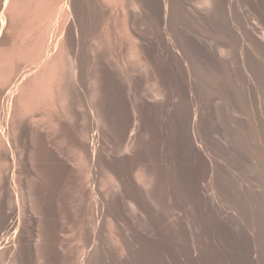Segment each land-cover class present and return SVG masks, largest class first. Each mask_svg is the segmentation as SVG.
Returning a JSON list of instances; mask_svg holds the SVG:
<instances>
[{
	"label": "rangeland",
	"instance_id": "obj_1",
	"mask_svg": "<svg viewBox=\"0 0 264 264\" xmlns=\"http://www.w3.org/2000/svg\"><path fill=\"white\" fill-rule=\"evenodd\" d=\"M161 1L0 0V236L12 234L9 248L0 252V264H264V88L260 89L264 87V0H202L206 6L199 0ZM183 60L187 62L181 64ZM192 112L197 116L188 115ZM197 134L203 135L199 138ZM196 136L201 140L198 145L201 142L213 153L215 174L204 177L206 181L201 177V165L197 166L201 163H197L196 142L192 141ZM196 191L205 195L196 197ZM119 222L127 224L131 237L137 233L133 238L141 250L134 257L122 250ZM208 224L214 229L215 242L206 236ZM84 229L88 234H83ZM92 253L96 254L93 258Z\"/></svg>",
	"mask_w": 264,
	"mask_h": 264
},
{
	"label": "bare ground",
	"instance_id": "obj_2",
	"mask_svg": "<svg viewBox=\"0 0 264 264\" xmlns=\"http://www.w3.org/2000/svg\"><path fill=\"white\" fill-rule=\"evenodd\" d=\"M157 1H158V0H157ZM160 1H161V0H160ZM173 1H174V0H173ZM173 1H171V2H173ZM175 1H176V0H175ZM175 1H174V2H175ZM178 1H179V0H178ZM199 1H202V0H199ZM213 1H214V0H213ZM215 1H216V0H215ZM233 1H234V0H233ZM235 1H236V0H235ZM122 2H123V1H122ZM132 2H133V1H132ZM135 2H136V1H135ZM161 2H162V1H161ZM165 2H166V1H165ZM191 2H192V1H191ZM203 2H204V1H202L201 3H203ZM206 2H208V1H206ZM211 2H212V1H211ZM120 3H121V2H120ZM125 3H127V2L125 1ZM177 3H178V2H177ZM186 3H187V2H186ZM233 3H234V2H233ZM248 3H249V2H248ZM255 3H256V1H255ZM122 4H123L124 7H125V4H124V3H122ZM129 4H130V1H129ZM137 4H138V2H137L135 5H137ZM140 4H142V3H140ZM157 4H158V2H157ZM168 4H169V3H168ZM168 4H167V5H168ZM171 4H172V3H171ZM190 4H191V3H190ZM196 4H197V3H196ZM227 4H228V2H227ZM234 4H235V3H234ZM256 4H257V3H256ZM130 5H131V4H130ZM133 5H134V4H133ZM160 5H162V4H160ZM173 5H174V4H173ZM173 5H171V6H173ZM181 5H182V3H181ZM204 5H205V2H204ZM259 5H260V4H259ZM68 6H69V5H68ZM126 6H127V5H126ZM168 6H170V5H168ZM175 6H177V5L175 4ZM175 6H174V7H175ZM192 6H193V5H192ZM196 6H197V5H196ZM198 6H199V5H198ZM200 6H201V5H200ZM205 6H206V5H205ZM207 6H208V5H207ZM209 6H210V4H209ZM225 6H226V5H225ZM246 6H247V4H246ZM262 6H263V5H262ZM119 7H120V6H119ZM124 7H123V8H124ZM127 7H128V6H127ZM127 7H125V8H127ZM186 7H187V6H186ZM202 7H203V6H202ZM211 7H212V6H211ZM211 7H210V8H211ZM213 7H214V4H213ZM235 7H236V6H235ZM242 7H243V5H242ZM256 7H258V6H256ZM263 7H264V6H263ZM68 8H69V7H68ZM129 8H131V7L129 6ZM129 8H128V9H129ZM133 8H134V7H133ZM133 8H132V9H133ZM135 8H136V7H135ZM137 8H139V7H137ZM161 8H163V7H161ZM169 8H170V7H169ZM183 8H184V7H183ZM188 8H189V7H188ZM193 8H195V7H193ZM196 8H198V7H196ZM247 8H248V7H247ZM163 9H164V8H163ZM167 9H168V8H167ZM175 9H177V8H175ZM175 9H174V12H175ZM178 9H179V8H178ZM180 9H181V8H180ZM215 9H216V8H215ZM261 9H262V8H261ZM263 9H264V8H263ZM121 10H122V9L120 8L119 11L122 12ZM130 10H131V9H130ZM130 10H129V11H130ZM165 10H166V8H165ZM183 10H184V9H183ZM183 10H182V11H183ZM199 10H201V9H199ZM210 10H211V9H210ZM216 10H217V9H216ZM240 10H241V9H240ZM126 11H127V10H126ZM136 11H138V10H135V12H136ZM162 11H163V10H162ZM167 11H168V10H167ZM167 11H166V12H167ZM178 11H179V10H178ZM180 11H181V10H180ZM194 11H195V10H194ZM204 11H205V10H204ZM256 11H257V10H256ZM132 12H133V11H132ZM205 12L207 13V10H206ZM208 12H209V11H208ZM211 12H212V11H211ZM211 12H210V13H211ZM215 12H216V11H215ZM263 12H264V11H263ZM263 12H262V13H263ZM122 13H123V16H125V15H124V12H122ZM133 13H134V12H133ZM171 13H172V12H171ZM176 13H177V12H176ZM184 13H185V12H183V14H184ZM190 13H191V12H190ZM253 13H254V12H253ZM255 13H256V12H255ZM158 14H160V13H158ZM166 14H167V13H166ZM173 14H174V13H173ZM127 15H128V12H127ZM186 15H187V13H186ZM204 15H205V14H204ZM211 15H212V14H211ZM213 15H214V14H213ZM257 15H258V14H257ZM130 16H131V15H130ZM166 16H167V15H166ZM166 16H165V17H166ZM179 16H180V15H179ZM181 16H182V15H181ZM201 16H202V15H201ZM207 16H208V15H207ZM255 16H256V15H255ZM258 16H259V15H258ZM125 17H126V18H129V16H125ZM161 17H162V14H161ZM168 17H169V16H168ZM173 17H174V16H173ZM173 17H172V18H173ZM185 17H186V16H185ZM194 17H195V16H194ZM203 17H204V16H203ZM209 17H210V16H209ZM131 18H132V17H131ZM179 18H180V17H179ZM181 18H182V17H181ZM204 18H205V17H204ZM206 18H207V17H206ZM215 18H216V17H215ZM255 18H256V17H255ZM255 18H254V19H255ZM260 18H261V17H260ZM182 19H183V18H182ZM194 19H195V18H194ZM223 19H224V18H223ZM128 20H129V19H128ZM133 20H135V19L133 18ZM166 20H167V19H166ZM175 20H177V19H175ZM189 20H190V19H189ZM206 20H207V19H206ZM219 20H220V19H219ZM260 20H262V19H260ZM172 21H174V20L172 19ZM191 21H192V20H191ZM210 21H211V19H210ZM223 21H224V20H223ZM128 22H129V21H128ZM160 22H162V21L160 20ZM205 22H206V21H205ZM214 22H215V21H214ZM227 22H228V20H227ZM129 23H130V22H129ZM131 23H133V22H131ZM166 23H167V22H166ZM177 23H179V22H177ZM197 23H198V22H197ZM208 23H210V22H207V25H208ZM215 23H216V22H215ZM220 23H221V21H220ZM258 23H259V22H258ZM260 23H263V22H260ZM2 24H3V21H2V23H1V25H2ZM133 24H134V23H133ZM183 24H184V23H183ZM195 24H196V22H195ZM198 24H199V23H198ZM198 24H197V25H198ZM211 24H212V22H211ZM169 25H170V24H169ZM200 25H201V24H200ZM213 25L215 26V24H213ZM216 25H218V24L216 23ZM224 25H226V24H224ZM224 25H223V26H224ZM255 25H256V24H255ZM201 26H203V25H201ZM223 26H222V27H223ZM231 26H232V25H231ZM259 26H260V25H259ZM166 27H167V26H166ZM194 27H195V26H194ZM212 27H213V26H212ZM215 27H216V26H215ZM224 27H225V26H224ZM229 27H230V25H229ZM159 28H160V27H159ZM199 28H201V27L199 26ZM208 28H209V27H208ZM208 28H207L206 32L208 31ZM219 28H220V26H219ZM177 29H178V28H177ZM212 29H213V28H212ZM217 29H218V27H217ZM217 29H216V30H217ZM225 29H227V31H230V30H228V27H227V28L225 27ZM165 30H166V29H165ZM168 30H169V29H168ZM181 30H182V29H181ZM210 30H211V29H210ZM214 30H215V29H214ZM218 30H219V29H218ZM220 31H222V30H220ZM231 31H232V28H231ZM167 32H168V31H167ZM183 32H184V31H183ZM202 32H203V30H202ZM208 32H209V31H208ZM211 32H212V31H211ZM223 32H225V31H223ZM263 32H264V31H263ZM209 33H210V32H209ZM209 33H208V34H209ZM212 33H213V32H212ZM215 33H217V32H215ZM228 33H229V32H228ZM167 34H168V33H167ZM191 34H192V33H191ZM202 34H203V33H202ZM217 34H219V33H217ZM223 34H226V33H223ZM233 34H234V37H235V36H236L235 33H233ZM263 34H264V33H263ZM172 35H173V33H172ZM172 35H171V36H172ZM174 35H175V34H174ZM203 35H204V34H203ZM220 35H221V34H220ZM230 35H231V34H230ZM230 35H228V36H230ZM253 35H254V34H253ZM171 36H170V37H171ZM175 36H176V35H175ZM213 36L216 37L217 35H213ZM218 36H219V35H218ZM218 36H217V38H218ZM223 36H224V35H223ZM228 36H227V37H228ZM190 37H191V36H190ZM204 37H205V35H204ZM208 37H210V36H208ZM221 37H222V36H221ZM227 37H225V41H227V39H226ZM231 37H233V36H231ZM252 37H253V36H252ZM171 38H172V37H171ZM187 38H188V37H187ZM192 38H193V37H192ZM200 38H203V37H200ZM223 38H224V37H223ZM229 38H230V37H229ZM229 38H228V39H229ZM253 38H254V37H253ZM262 38H264V37H262ZM219 39L223 40L222 38H219ZM231 39H233V38H231ZM198 40H199V39H198ZM204 40H206V39H204ZM243 40H244V39H243ZM173 41H174V39H173ZM196 41H197V40H196ZM216 41H217V39H216ZM225 41H224V42H225ZM232 41H233V40H232ZM240 41H241V40H240ZM170 42H171V41H170ZM191 42H192V41H191ZM194 42H195V40H194ZM203 42H204V44H205V41H202V43H203ZM234 42H237V41H234ZM241 42H242V41H241ZM245 42H246V41H245ZM249 42H250V41H249ZM188 43H189V42H188ZM200 43H201V42H200ZM206 43H207V41H206ZM208 43H211V42H208ZM218 43H219V42H218ZM226 43H227V42H226ZM250 43H251V42H250ZM214 44H216V43L213 42V45H214ZM219 44H220V43H219ZM228 44H229V42H228ZM233 44H234V43H233ZM238 44H239V42H238ZM241 44H242V43H241ZM198 45H199V44H198ZM224 45H225V44H223V46H224ZM229 45H230V44H229ZM244 45H245V44H244ZM244 45H243V46H244ZM254 45H255V44H254ZM165 46H166V45H165ZM215 46H216V45H215ZM221 46H222V45H221ZM233 46H234V45H233ZM182 47H183V46H182ZM190 47H191V46H190ZM192 47H193V46H192ZM225 47H228V45L225 46ZM245 47H246V46H245ZM252 47H253V46H252ZM256 47H257V46H256ZM174 48H175V47H174ZM174 48H173V49H174ZM176 48H177V47H176ZM203 48H204V47H203ZM208 48H209V47H208ZM216 48L218 49V46H217ZM222 48H223V47H222ZM240 48H242V47H240ZM240 48H239V46H238L237 50L239 49L238 51H240ZM247 48H248V47H247ZM205 49H206V47H205ZM140 50H141V49H140ZM193 50H194V49H193ZM195 50H196V49H195ZM221 50H222V49H221ZM230 50H231V49H230ZM248 50H250V49H248ZM168 51H169V50H168ZM217 51H218V50H217ZM219 51H220V50H219ZM176 52H178V51H176ZM181 52H182V51H181ZM223 52H224V49H223ZM251 52H252V51H251ZM263 52H264V51H263ZM138 53H139V52L137 51V54H138ZM149 53H150V52H149ZM190 53H191V52H190ZM199 53H200V52H199ZM237 53H238V52H237ZM241 53H242V52H241ZM241 53H240V55H241ZM248 53H249V51L247 52V54H248ZM176 54L178 55L179 53H176ZM176 54H175L174 56H176ZM205 54H206V53H205ZM220 54H221V53H220ZM243 54H244V52H243ZM250 54H251V53H250ZM257 54H258V53H257ZM143 55H144V54H143ZM180 55H181V54H179V56H180ZM192 55H193V54H192ZM197 55H199V54H197ZM197 55H195V56H197ZM234 55H235V54H234ZM236 55H237V54H236ZM238 55H239V53H238ZM240 55H239V56H240ZM136 56H137V55H136ZM179 56H178V57H179ZM204 56H206V55H204ZM211 56H212V55H211ZM221 56H222V54H221ZM245 56H246V53H245ZM249 56H251V55H249ZM258 56H259V55H258ZM171 57H172V56H171ZM192 57H193V56H192ZM201 57H202V56H201ZM208 57H210V56H208ZM213 57H214V56H213ZM223 57H224V56H223ZM228 57H229V56H228ZM234 57H235V56H234ZM246 57H247V56H246ZM256 57H257V56H256ZM256 57H255V59H256ZM147 58H148V57H147ZM172 58H173V57H172ZM183 58H184V57H183ZM197 58H198V57H197ZM197 58H196V59H197ZM216 58H217V57H216ZM220 58H221V57H219V60H220ZM224 58H225V57H224ZM243 58H244V56H243ZM252 58H253V57H252ZM257 58H258V57H257ZM262 58L264 59L263 55H262ZM141 59H142V58H141ZM192 59H193V58H192ZM199 59H200V58H199ZM231 59H232V58H231ZM249 59H250V58H248V60H249ZM259 59H261V57H260ZM263 59H262V60H263ZM138 60H139V59H138ZM167 60H168V59H167ZM200 60H201V59H200ZM200 60H199V61H200ZM206 60H208V59H206ZM221 60H222V59H221ZM237 60H238V59H237ZM239 60H240V59H239ZM245 60H246V59H245ZM251 60H252V59H251ZM253 60H254V59H253ZM256 60H257V59H256ZM262 60H261V61H262ZM146 61H147V60H146ZM184 61H185V60H183V63H181V64H184ZM193 61H194V59H193ZM197 61H198V59L196 60V62H197ZM211 61H212V60H211ZM223 61H224V60H223ZM228 61H229V60H228ZM230 61H231V60H230ZM240 61H241V60H240ZM246 61H247V60H246ZM261 61H259V62H261ZM185 62H187V60H186ZM207 62H209V61H207ZM238 62H239V61H238ZM241 62H242V61H241ZM249 62H250V61H249ZM188 63H189V62H188ZM204 63H205V60H204ZM216 63H217V62H216ZM223 63H224V62H223ZM228 63H229V62H228ZM243 63L245 64L244 61H243ZM250 63H251V62H250ZM262 63H263V61H262ZM138 64H139V63H138ZM194 64H195V62H194ZM207 64H208V63H207ZM209 64H210V63H209ZM218 64H220V63L218 62ZM241 64H242V63H241ZM247 64H248V62H247ZM146 65H147V64H146ZM202 65H203V64H202ZM202 65H201V66H202ZM139 66H140V64H139ZM149 66H150V65H149ZM185 66H187V65H185ZM189 66L191 67V65H189ZM189 66H188V67H189ZM192 66H193V65H192ZM197 66H198V65H197ZM201 66H200V68H201ZM208 66H209V65H208ZM216 66H217V65H216ZM223 66H224V64H223ZM249 66H251V65H249ZM249 66H248V67H249ZM253 66H255V65H253ZM259 66H261V65H259ZM178 67H179V66H178ZM202 67H203V66H202ZM209 67H210V66H209ZM213 67H214V66H213ZM217 67H218V66H217ZM245 67H246V66H245ZM183 68H184V67H183ZM185 68H186V67H185ZM191 68H192V67H191ZM191 68H190V69H191ZM193 68H194V67H193ZM203 68H204V67H203ZM228 68H229V66H228ZM250 68H252V66H251ZM144 69H145V68H144ZM172 69H173V68H172ZM175 69H176V68H175ZM187 69H188V68H187ZM194 69H195V68H194ZM194 69H193V71H194ZM221 69H223V68H221ZM247 69H248V68H247ZM147 70H148V69H147ZM185 70H186V69H185ZM185 70H184V71H185ZM205 70H206V69H205ZM208 70H210V69H208ZM217 70L219 71V69H216L215 71H217ZM226 70H227V69H226ZM261 70H262V69H261ZM142 71H143V70H142ZM142 71H141V72H142ZM149 71H150V70H149ZM172 71H173V70H172ZM203 71H204V70H203ZM231 71H234V70H231ZM240 71H241V69H240ZM185 72H186V71H185ZM188 72L190 73L191 71H188ZM201 72H202V71H201ZM211 72H212V71H211ZM211 72H210V73H211ZM226 72H227V71H226ZM226 72H225V74H226ZM236 72H239V71L236 70ZM259 72H260V71H259ZM134 73H136V72H134ZM189 73H188V74H189ZM194 73H197V72H194ZM202 73H204V72H202ZM202 73H201V76H202ZM207 73H208V72H206V74H207ZM223 73H224V72H223ZM247 73H248V72H247ZM254 73H255L254 75L257 74L256 72H254ZM151 74H152V72H151ZM190 74H191V73H190ZM190 74H189V75H190ZM212 74H213V73H212ZM212 74H211V75H212ZM229 74H230V72H229ZM229 74H228V76H229ZM232 74H233V73H232ZM235 74H236V73H235ZM240 74H241V73H240ZM243 74H244V73H243ZM250 74H253V71H252V73H250ZM261 74H262V72H261ZM152 75H153V74H152ZM184 75H185V74H184ZM191 75H193V74H191ZM194 75H195V74H194ZM194 75H193V76H194ZM217 75H219V74L217 73ZM217 75H216V76H217ZM230 75H231V74H230ZM254 75H253V77H255ZM179 76H180V75H179ZM182 76H183V75H182ZM212 76L214 77V75H212ZM221 76H222V75H221ZM224 76H225V75H224ZM235 76H236V75H235ZM246 76H247V75H246ZM256 76L259 77V75H256ZM262 76H263V75H262ZM149 77H150V76H149ZM174 77H175V76H174ZM190 77H191V76H190ZM203 77H204V76H203ZM205 77H207V75H206ZM238 77H240V76L238 75ZM217 78H218V77H217ZM221 78H222V77H221ZM226 78H227V77H226ZM235 78H236V77H235ZM243 78H244V76H243ZM255 78H256V77H255ZM23 79H24V78H23ZM186 79H187V78H186ZM207 79H208V78H207ZM211 79H212V78H211ZM238 79H240V78H238ZM135 80H136V79H135ZM135 80H134V81H135ZM140 80H141V79H140ZM152 80H153V79H152ZM156 80H157V79H156ZM180 80H181V79H180ZM227 80H228V79H227ZM231 80H232V79H231ZM234 80H235V79H234ZM257 80H259V79H257ZM260 80H261V79H260ZM195 81H196V80H195ZM195 81H194V82H195ZM206 81H208V80H206ZM263 82H264V81H263ZM263 82L260 81V83H262V84H263ZM131 83H132V81H131ZM133 83H134V82H133ZM138 83H139V82H138ZM147 83H149V82H147ZM153 83H154V82H153ZM191 83H192V82H191ZM205 83H206V82H205ZM256 83H257V82H256ZM22 84H23V83H22ZM135 84H136V82H135ZM142 84H143V83H142ZM157 84H158V83H157ZM227 84H228V82H227ZM231 84L233 85V83H231ZM138 85H139V84H138ZM140 85H141V84H140ZM158 85H159V84H158ZM161 85H162V84H161ZM163 85H164V84H163ZM191 85H193V84H191ZM195 85H196V84H195ZM211 85H212V84H211ZM14 86H15V85H14ZM14 86H13V87H14ZM130 86H132V85H130ZM136 86H137V85H136ZM164 86H165V85H164ZM201 86H202V85H201ZM201 86H200V87H201ZM204 86H205V85H204ZM207 86H208V85H207ZM212 86H213V85H212ZM212 86H210V87H212ZM214 86H215V85H214ZM226 86H227V85H226ZM229 86H230V85H229ZM259 86H260V85H259ZM263 86H264V84H263ZM59 87H60V89H61L62 86L60 85ZM132 87H134V86H132ZM142 87H143V86H142ZM165 87H166V86H165ZM205 87H206V86H205ZM205 87H203V88H205ZM255 87H256V86H255ZM134 88H135V87H134ZM134 88H133V89H134ZM143 88H144V87H143ZM156 88H158V87H156ZM169 88H170V87H169ZM213 88H214V87H213ZM213 88H212V89H213ZM263 88H264V87H261V86H260V89H263ZM140 89H141V88H140ZM145 89H146V88H145ZM167 89H168V88H167ZM212 89H210V90H212ZM227 89H228V88H227ZM12 90H13V89H12ZM154 90H155V89H153V91H154ZM156 90H157V89H156ZM159 90H160V89H159ZM175 90H176V89H175ZM175 90H174V91H175ZM184 90H185V89H184ZM187 90H189V89H187ZM198 90H199V89H197V91H198ZM205 90H207V87H206ZM228 90H229V89H228ZM61 91H62V89H61ZM63 91H64V90H63ZM63 91H62V92H63ZM134 91H135V90H134ZM224 91H225V90H224ZM10 92H11V91H10ZM66 92H67V91H66ZM148 92H149V91H148ZM148 92H147V93H148ZM172 92H173V91H172ZM180 92H181V91H180ZM195 92H196V91H195ZM195 92H194V94H195ZM209 92H210V91H209ZM255 92H256V91H255ZM260 92H261V91H260ZM11 93H12V92H11ZM63 93H64V92H63ZM63 93H60V94H63ZM69 93H70V92H69ZM88 93H89V92H88ZM137 93H138V92H137ZM137 93H136V94H137ZM149 93H150V92H149ZM149 93H148V94H149ZM157 93H158V92H157ZM169 93H170V92H169ZM177 93H178V92H177ZM190 93H192V92H190ZM198 93H199V92H198ZM198 93H197V95H198ZM207 93H208V92H207ZM60 94H59V95H60ZM66 94H67V93H66ZM152 94H153V92H152ZM160 94H162V93H160ZM163 94H164V93H163ZM179 94H180V93H179ZM192 94H193V93H192ZM199 94H200V93H199ZM263 94H264V93H263ZM90 95H91V94H90ZM154 95H155V93H154ZM156 95H157V94H156ZM156 95H155V97H156V99H158L157 96H159V94H158L157 96H156ZM164 95H165V94H164ZM169 95H170V94H169ZM182 95H183V94H182ZM201 95H202V94H201ZM258 95H259V94H258ZM92 96H93V95H92ZM160 96H161V95H160ZM162 96H163V95H162ZM167 96H168V95H167ZM175 96H176V95H175ZM189 96L191 97V95H189ZM255 96H257V95H255ZM61 97H64V96H60V98H61ZM66 97H67V96H66ZM66 97H65V98H66ZM68 97H69V96H68ZM71 97H72V96H71ZM145 97H146V96H145ZM168 97H169V96H168ZM168 97H167V99H168ZM195 97H197V96L195 95ZM195 97H192V98H195ZM200 97H201V96H200ZM259 97H260V96H259ZM10 98H11V97H10ZM60 98H59V99H60ZM65 98H64V99H65ZM91 98H92V97H91ZM140 98H141V97H140ZM159 98H160V97H159ZM164 98H165V97H164ZM164 98H162V99L165 100ZM170 98H171V97H170ZM263 98H264V96H263ZM154 99H155V98H154ZM181 99H182V97H181ZM185 99H186V98H185ZM195 99H197V98H195ZM200 99H201V98H200ZM225 99H226V98H225ZM225 99H224V100H225ZM229 99H230V98H229ZM241 99H242V98H241ZM247 99H248V98H247ZM247 99L245 98L246 101H247ZM253 99H254V98H253ZM130 100H131V99H130ZM158 100H159V99H158ZM163 100H162V101H163ZM168 100H169V99H168ZM170 100H172V99H170ZM178 100H179V99H178ZM224 100H223V101H224ZM242 100H243V99H242ZM245 100H244V103L246 102ZM256 100H257V98H256ZM13 101H14V100H13ZM58 101H59V100H58ZM144 101H145V100H144ZM151 101H152V100H151ZM187 101H188V100H187ZM248 101H249V100H248ZM248 101H247V102H248ZM140 102H141V101H140ZM167 102H168V101H167ZM167 102H166V103H167ZM180 102H181V101H180ZM191 102H193V101H191ZM260 102H261V101H260ZM67 103H68V102H67ZM143 103H144V102H143ZM148 103H149V102H148ZM148 103H147V104H148ZM181 103H182V102H181ZM186 103H187V102H186ZM199 103H201V102H199ZM199 103H198V104H199ZM223 103H224V102H223ZM231 103H232V101H231ZM231 103H230V104H231ZM249 103H250V101H249ZM252 103H253V102H252ZM254 103H255V102H254ZM263 103H264V102H263ZM135 104H136V103H135ZM141 104H142V103H141ZM159 104H161V103H159ZM164 104H165V103H164ZM172 104H173V103H172ZM195 104H196V103H195ZM246 104H247V103H246ZM250 104H251V103H250ZM250 104H249V105H250ZM68 105H69V104H68ZM72 105H73V104H72ZM149 105H150V104H149ZM186 105H187V104H186ZM225 105H226V104H225ZM259 105H260V104H259ZM259 105H258V106H259ZM130 106H131V105H130ZM152 106H153V105H152ZM152 106H151V107H152ZM165 106H166V105H165ZM174 106H175V105H174ZM174 106H173V107H174ZM187 106H188V105H187ZM190 106H191V105H190ZM226 106H227V105H226ZM243 106H244V105H243ZM258 106H257V107H258ZM94 107H95V106H94ZM97 107H98V106H97ZM128 107H129V106H128ZM131 107H132V106H131ZM136 107H137V106H136ZM140 107H141V106H140ZM143 107H144V106H143ZM159 107H160V106H159ZM168 107H169V106H168ZM183 107H184V106H183ZM224 107H225V106H224ZM224 107H223V108H224ZM230 107H232V108H230V109H231L230 111H232V110H233V103L231 104ZM248 107H249V106H248ZM251 107H252V106H251ZM144 108H145V107H144ZM146 108H148V107H146ZM146 108H145V109H146ZM155 108H156V107H155ZM177 108H178V107H177ZM184 108H185V107H184ZM245 108H246V107H245ZM252 108H253V107H252ZM252 108H251V109H252ZM259 108H260V107H259ZM138 109H139V108H138ZM138 109H137V110H138ZM151 109H152V108H151ZM163 109H164V108H163ZM163 109H162V110H163ZM165 109H166V108H165ZM165 109H164V110H165ZM179 109H181V108H179ZM185 109H186V108H185ZM190 109H191V108H190ZM200 109H201V108H200ZM256 109H257V108H256ZM91 110H92V108H91ZM93 110H95V108H94ZM98 110H99V109H98ZM130 110H131V109H130ZM147 110H148V109H147ZM181 110H182V109H181ZM183 110H184V109H183ZM195 110H196V109H195ZM195 110H194V111H195ZM223 110L226 111L227 109H226V110L223 109ZM101 111H102V110H101ZM149 111H150V110H149ZM149 111H148V112H149ZM172 111H174V110L172 109ZM185 111H186V110H185ZM228 111H229V110H228ZM249 111H251V110H249ZM102 112H103V111H102ZM102 112H99V113H102ZM134 112H135V111H134ZM141 112H142V111H141ZM152 112H154V111H152ZM176 112H178V111H176ZM197 112H198V111H197ZM200 112H201V111H200ZM251 112H253V110H252ZM251 112H250V113H251ZM97 113H98V112H97ZM103 113H104V112H103ZM103 113H102V115H103ZM162 113H163V112H162ZM162 113H161V114H162ZM171 113H172V112H171ZM183 113H185V112L183 111ZM195 113H196V112H195ZM232 113H233V112H232ZM253 113L255 114L256 112H253ZM257 113H258V112H257ZM257 113H256V114H257ZM104 114H105V113H104ZM157 114H158V113H157ZM159 114H160V113H159ZM165 114H166V113H165ZM175 114H176V113H175ZM175 114H174V115H175ZM190 114L192 115V114H194V112L189 113L188 115H190ZM226 114H227V113H226ZM226 114H225V116H226ZM129 115H130V114H129ZM140 115H141V114H140ZM140 115H139V116H140ZM167 115H168V114H167ZM171 115H172V114H171ZM171 115H170V116H171ZM179 115H180V114H179ZM185 115H186V114H185ZM194 115H195V114H194ZM194 115H193V116H194ZM200 115H201V114H200ZM222 115H224V113H223ZM227 115H229V114H227ZM248 115H251V114H248ZM104 116H105V115H104ZM135 116H136V115H135ZM183 116H184V114H183ZM195 116H197V115H195ZM202 116H203V114H202ZM232 116H233V115H232ZM252 116H253V115H252ZM129 117H130V116H129ZM143 117H144V116H143ZM143 117H142V118H143ZM150 117H151V115H150ZM152 117H154V116H152ZM161 117H162V116H161ZM173 117H174V116H173ZM229 117H230V116H229ZM253 117H255V116H253ZM256 117H258V115H257ZM175 118H178V117H175ZM195 118H196V117H195ZM197 118H198V117H197ZM200 118H201V117H200ZM202 118H203V117H202ZM227 118H228V117H227ZM100 119H101V118H100ZM100 119H99V120H100ZM143 119H144V118H143ZM150 119H151V118H150ZM162 119H163V118H162ZM187 119H188V118H187ZM189 119H190V116H189ZM191 119H193V118H191ZM231 119H233V117H232ZM250 119L254 121L255 118H254V119H253V118H250ZM97 120H98V119H97ZM136 120H137V119H136ZM171 120H172V119H171ZM173 120H174V119H173ZM180 120H182V119H180ZM180 120H179V121H180ZM257 120H258V119H257ZM257 120H256V121H257ZM140 121H141V120H140ZM161 121H162V120H161ZM191 121L193 122L194 120H191ZM199 121H200V120L198 119V122H199ZM224 121L226 122V120H224ZM165 122H166V121H165ZM167 122H168V121H167ZM169 122H170V121H169ZM189 122H190V121H189ZM198 122H196V123H198ZM254 122H255V121H254ZM136 123H137V122H136ZM140 123H141V122H139V125H140ZM143 123H144V122H143ZM182 123H183V122H182ZM194 123H195V122H194ZM196 123H195V125H196ZM199 123H200V122H199ZM206 123H209V122H206ZM137 124H138V123H137ZM137 124H136V125H137ZM146 124H148V123H146ZM176 124H177V123H176ZM184 124H185V123H184ZM192 124H193V123H192ZM142 125H143V124H142ZM151 125H152V124H151ZM151 125H148V126H151ZM166 125H167V124H166ZM185 125H188V124L186 123ZM189 125H190V124H189ZM198 125H199V124H198ZM198 125H197V126H198ZM201 125H202V124H201ZM226 125H227V123H226ZM256 125H257V124H256ZM259 125H260V124H259ZM137 126H138V125H137ZM144 126H145V124H144ZM164 126H165V125H164ZM176 126H177V125H176ZM197 126H196V127H197ZM228 126H230V125H228ZM228 126H226V127H228ZM138 127H139V126H138ZM145 127H146V126H145ZM187 127H188V126H187ZM192 127H193V126L190 127V128H191L190 131L192 130ZM194 127H195V126H194ZM207 127H208V126H207ZM149 128H150V127H149ZM181 128H182V127H181ZM183 128H184V125H183ZM185 128H186V126H185ZM188 128H189V127H188ZM209 128H210V127H209ZM213 128H214V126H213ZM135 129H136V128H135ZM140 129H141V128H140ZM143 129H144V128H143ZM196 129H197V128H196ZM196 129H195V130H196ZM200 129H201V128H200ZM226 129H227V128H226ZM132 130H133V129H132ZM183 130L185 131V129H183ZM140 131H141V130H140ZM144 131H145V130H144ZM122 132H123V131H122ZM136 132H138V131H136ZM185 132H186V131H185ZM188 132H189V131H188ZM191 132H192V131H191ZM191 132H189V133L191 134ZM194 132H195V131H194ZM197 132H200V131H197ZM197 132H195V134H196ZM223 132H225V131H223ZM227 132H229V131L227 130ZM151 133H152V132H151ZM151 133H150V134H151ZM201 133H203V132H201ZM209 133H210V132H209ZM123 134H124V133H123ZM133 134H134V133H133ZM190 134H189V135H190ZM193 134H194V133H193ZM193 134H192V136L194 137L195 134H194V135H193ZM211 134H212V133H211ZM213 134H214V133H213ZM222 134H223V133H222ZM189 135H188V136H189ZM197 135H198V134H197ZM200 135H203V134H200ZM200 135H198V137H199ZM127 136H129V135H127ZM131 136H132V135H131ZM131 136H130V138H131ZM188 136H187V137H188ZM190 136H191V135H190ZM192 136H191V138H192ZM205 136H206V134H205ZM124 137H126V136H124ZM138 137H139V136H138ZM185 137H186V136H185ZM201 137H204V136H201ZM215 137H216V136H215ZM222 137H223V136H222ZM228 137H229V136H228ZM189 138H190V137H189ZM191 138H190L189 140H191ZM199 138H200V137H199ZM199 138H197V136H196V139H195V140H192V141L196 142V147H195V148H196V152L194 151L195 149H193V155H194V152H195V153H197V155H198V157H199V160H200V161H199L198 159H196V158H195V159H196V161L198 160L197 163H198V162L201 163V164H197V166H200V165H201V167H202V169H201V171L203 170V173L201 174V177H202V175H203L202 179H203L204 177H205L206 179H208V178H210V177L212 176V173L214 172L213 170H215V169H213V167H212V166H213L212 164H214V163L212 162V161H213V160H212V154H213V153L211 154L209 150H206L207 147L204 149V148L202 147V145H200L201 142H200L199 145H198V142L201 141V140H199ZM208 138H211V137H208ZM216 138H217V137H216ZM95 139H96V138H95ZM122 139H123V138H122ZM122 139H120V140H122ZM193 139H194V138H193ZM201 139H203V138H201ZM120 140H119V141H120ZM189 140H188V141H189ZM206 140L208 141L209 139H206ZM212 140H213V139H212ZM221 140H223V139H221ZM221 140H220V141H221ZM227 140H228V139H227ZM124 141H125V140H124ZM130 141H131V139H130ZM134 141H135V140H134ZM134 141L132 140V142H134ZM215 141H217V140H215ZM215 141H214V142H215ZM120 142H122V141H120ZM208 142H209V141H208ZM208 142H207V143H208ZM212 142H213V141H212ZM212 142H211V140H210V144H211ZM224 142H225V140H224ZM128 143H130V142H128ZM138 143H139V142H138ZM140 143H141V142H140ZM222 143H223V142H222ZM222 143L220 144V146L222 145ZM225 143H226V142H225ZM225 143H224V145H227V144H225ZM227 143H228V141H227ZM118 144H120V143H118ZM124 144H125V143H124ZM215 144H216V143H215ZM217 144H218V142H217ZM130 145H131V144H130ZM130 145H128V146H130ZM136 145H138V144H136ZM139 145H140V144H139ZM188 145H189V143H188ZM190 145H191V143H190ZM190 145H189V146H190ZM208 145H209V144H208ZM228 145H229V144H228ZM40 146H41V145H40ZM43 146H45V145H43ZM117 146H118V145H117ZM117 146H116V147H117ZM125 146H127V145H125ZM132 146H133V145H132ZM189 146H188V147H189ZM192 146H193V145H192ZM204 146H207V144L204 145ZM210 146H211V148H213V146H215V145H213V146L210 145ZM186 147H187V146H186ZM190 147H191V146H190ZM193 147H194V146H193ZM123 148H124V147H123ZM136 148H137V146H136ZM211 148H209V149L211 150ZM217 148H219V147H217ZM222 148H223V147H222ZM222 148H220V149L222 150ZM224 148H225V147H224ZM42 149H43V147H42ZM95 149H96V148H95ZM132 149H133V148H132ZM207 149H208V148H207ZM43 150H44V149H43ZM129 150H130V149H129ZM139 150H140V149H139ZM189 150L191 151V149H189ZM225 150H226V148H225ZM114 151H115V150H114ZM116 151H117V150H116ZM142 151H143V150H142ZM213 151H215V147H214V150H213ZM43 152H44V151H43ZM127 152H128V151H127ZM129 152H130V151H129ZM215 152H216V151H215ZM261 152H262V151H261ZM93 153H94V152H93ZM118 153H119V152H118ZM124 153H125V152H124ZM137 153H138V151H137ZM220 153H221V152H220ZM224 153H225V152H224ZM110 154H111V153H110ZM126 154H127V153H126ZM130 154H131V153H130ZM132 154H133V153H132ZM261 154H262V153H261ZM93 155H94V154H93ZM193 155H191V157H192ZM217 155H218V154H217ZM113 156H114V155H113ZM195 156H196V155H195ZM195 156H194V157H195ZM221 156H222V155H221ZM126 157H127V156H126ZM126 157H125V158H126ZM138 157H139V155H138ZM198 157H197V158H198ZM213 157H214V156H213ZM114 158H115V157H114ZM128 158H129V157H127V159H128ZM143 158H145V157H143ZM217 158H218V157H217ZM122 159H123V158H122ZM127 159H126V160H127ZM129 159H130V158H129ZM132 159H133V158H132ZM140 159H141V158H140ZM140 159H138V160H140ZM215 159H216V158H215ZM193 160H194V159H193ZM116 161H117V160H116ZM131 161H132V160H131ZM131 161H130V163H131ZM214 161H215V160H214ZM223 161H224V160H223ZM225 161H227V160H225ZM121 162H123V161H121ZM124 162H125V161H124ZM134 162H135V161H134ZM138 162H139V161H138ZM127 163H128V162H127ZM132 163H133V162H132ZM194 163H195V162H194ZM216 163H217V162H216ZM121 164H122V163H121ZM142 164H143V163H141V165H142ZM144 164H145V163H144ZM115 165H116V164H115ZM119 165H120V164H119ZM124 165H125V164H124ZM131 165H132V164H131ZM138 165H139V164H138ZM215 165H216V164H215ZM215 165H214V166H215ZM229 165H230V164H229ZM125 166H126V165H125ZM224 166H225V165H224ZM111 167H112V166H111ZM117 167H118V166H117ZM135 167H136V166H135ZM140 167H141V166H140ZM140 167H139V169H140ZM222 167H223V166H222ZM108 168H109V167H108ZM108 168H107V169H108ZM119 168H120V167H119ZM143 168H144V167H143ZM196 168H197V167H196ZM224 168H225V167H224ZM227 168H228V167H227ZM104 169H106V167H105ZM109 169H110V168H109ZM109 169H108V170H109ZM144 169H145V168H144ZM198 169H199V168H197V170H198ZM110 170H111V169H110ZM199 170H200V169H199ZM222 170H223V169H222ZM225 170H226V169H225ZM122 171H123V169H122ZM126 171H128V170H126ZM143 171H144V170L142 169L141 172L143 173ZM201 171H200V172H201ZM46 172H47V171H46ZM109 172H110V171H109ZM115 172H116V170H115ZM117 172H119V171H117ZM117 172H116V173H117ZM146 172H147V171H146ZM196 172H198V171H196ZM111 173H112V172H111ZM123 173H124V172H122V174H123ZM128 173H129V172H128ZM148 173H149V172H148ZM150 173H151V172H150ZM226 173H228V172H226ZM119 174H120V173H119ZM124 174H125V173H124ZM124 174H123V175H124ZM131 174H132V173H131ZM144 174H145V173H144ZM213 174H215V173H213ZM108 175L110 176V173H108ZM123 175H122V176H123ZM132 175H133V174H132ZM145 175H146V174H145ZM152 175H153V174H152ZM216 175H217V174H216ZM225 175H226V174H225ZM113 176H114V174H113ZM127 176H128V175H127ZM140 176H141V175H140ZM140 176H139V178L136 177V176H134V177H136V179H137V178L140 179V180H141V183H142V182H144V180H143L144 178H141ZM143 176H144V175H143ZM143 176H142V177H143ZM149 176H150V175H149ZM119 177H120V176H119ZM128 177H130V176H128ZM131 177H132V176H131ZM151 177H152V176H151ZM239 177H240V176H239ZM147 178H148V177H147ZM196 178H197V177H196ZM205 178H204V181H206ZM214 178H215V177H214ZM116 179H117V178H116ZM145 179H146V178H145ZM202 179H200V177H199V180H202ZM239 179H240V178H239ZM241 179H242V178H241ZM142 180H143V181H142ZM154 180H155V179H154ZM197 180H198V179H197ZM197 180H196V181H197ZM199 180H198V181H199ZM242 180H243V179H242ZM127 181H129V180H127ZM156 181H157V180H156ZM202 181H203V180H202ZM204 181H203V182H204ZM238 181H239V180H238ZM118 182H119V181H118ZM125 182H126V181H125ZM130 182H131V181H130ZM136 182H137V181H136ZM138 182H139V181H138ZM199 182L201 183V181H199ZM199 182H197V184H200ZM208 182H209V181H208ZM208 182H207V183H208ZM211 182H213L212 179H211ZM216 182H218V181H216ZM122 183H124V181H122ZM158 183H159V181H158ZM242 183H243V182H242ZM129 184H130V183H129ZM134 184H136V183H134ZM150 184H151V183H150ZM212 184H213V183H211V186H212ZM214 184H215V182H214ZM156 185H157V184H156ZM200 185L202 186V184H200ZM206 185H207V184H206ZM217 185H218V184H216V186H217ZM245 185H246V184H245ZM130 186H131V185H130ZM133 186H134V185H133ZM146 186H147V185H145V187H146ZM149 186H150V185H149ZM201 186H200L197 190L200 191ZM213 186H214V185H213ZM213 186H212V187H213ZM120 187H121V183H120ZM122 187H123V185H122ZM152 187H153V184H152ZM154 187H156V186L154 185ZM202 187H203V186H202ZM205 187H206V186H205ZM240 187H241V186H240ZM128 188H129V187H128ZM130 188H131V187H130ZM208 188H209V187H208ZM216 188L218 189V187H215V189H216ZM241 188H242V187H241ZM243 188H244V187H243ZM136 189H137V188H136ZM138 189H139V188H138ZM142 189H143V188H142ZM201 189H203V188H201ZM244 189H245V188H244ZM123 190H124V189H123ZM129 190H131V189H129ZM146 190H147V189H146ZM207 190H209V189H207ZM212 190H213V189H212ZM228 190L231 191L230 189H228ZM228 190H227V192H228ZM119 191H120V188H119ZM121 191H122V190H121ZM136 191H137V190H136ZM144 191H145V189H144ZM148 191H150V190H147V192H148ZM152 191H153V190H152ZM202 191H203V190H202ZM210 191H211V190H210ZM215 191H217V190H215ZM241 191H242V190H241ZM241 191H240V192H241ZM140 192H141V191H140ZM162 192H163V191H162ZM205 192H206V191H205ZM207 192H208V191H207ZM222 192H223V191H222ZM224 192H226V191H224ZM96 193H97V192H96ZM100 193H101V192H100ZM125 193H126V192H125ZM135 193H136V192H135ZM141 193H142V192H141ZM143 193H144V192H143ZM210 193H211V192H210ZM98 194H99V193H98ZM120 194H121V193H120ZM203 194H204V193H202V194H198V195H199V196L202 195L201 197H203ZM228 194H229V193H228ZM234 194H235V193H234ZM237 194H238V193H237ZM100 195H101V194H100ZM123 195H124V194H123ZM125 195H126V194H125ZM139 195H140V194H139ZM153 195L155 196L154 193H153ZM162 195H163V194H162ZM195 195H196V197L198 196V195H197V191H196V194H195ZM204 195H205V194H204ZM212 195H213V194H212ZM222 195H223V194H222ZM126 196H127V195H126ZM156 196H157V195H156ZM156 196H155V197H156ZM213 196H215V194H214ZM217 196H218V195H217ZM225 196H226V195H224V196H222V197L225 198ZM228 196H229V195H228ZM234 196H235V195H234ZM238 196H240V195H238ZM242 196H243V195H241L240 200H242V199H241V198H243ZM244 196H245V195H244ZM95 197H96V196H95ZM118 197H120V196H118ZM137 197H138V196H137ZM140 197H141V196H140ZM204 197L207 198V195L204 196ZM215 197H216V196H215ZM215 197H214V199H215ZM226 197H227V196H226ZM229 197H231V196H229ZM229 197H228V199H229ZM159 198H160V197H159ZM193 198H194V197H193ZM199 198H200V197H199ZM199 198H198V199H199ZM205 198H204V200L206 201ZM210 198H211V197H210ZM212 198H213V197H212ZM231 198H232V197H231ZM233 198H234V197H233ZM233 198H232V199H233ZM235 198H236V197H235ZM235 198H234L233 200H235ZM237 198H238V197H237ZM237 198H236V199H237ZM96 199H97V198H96ZM108 199H109V198H108ZM119 199H121V197H120ZM131 199H132V198H131ZM137 199H141V198L138 197ZM142 199H144V198H142ZM198 199H197V200H198ZM201 199H203V198H201ZM152 200H153V199H152ZM209 200L213 202V199H212V200L209 199ZM223 200H224V199H223ZM230 200H231V199H230ZM240 200H237L238 202H237V201H236V202L239 203ZM99 201H100V199H99ZM101 201H102V200H101ZM103 201H105V200H103ZM103 201H102V202H103ZM139 201H140V200H139ZM157 201H158V200H157ZM199 201H201V200H199ZM202 201H203V200H202ZM205 201H204V202H205ZM214 201H215V200H214ZM242 201L245 202V200H242ZM107 202H108V201H107ZM117 202H118V201H117ZM159 202H160V201H159ZM207 202H208V201H207ZM215 202H216V201H215ZM234 202H235V201H234ZM103 203H104V202H103ZM142 203H143V202H142ZM160 203H161V202H160ZM193 203H194V202H193ZM196 203H197V202H196ZM202 203H203V202H202ZM228 203H230V202H228ZM95 204H97V202H96ZM110 204H111V203H109V205H110ZM145 204H146V206H147L148 203H145ZM149 204H150V203H149ZM149 204H148V205H149ZM151 204H152V203H151ZM156 204H157V203H156ZM199 204H200V202H199ZM211 204H212V203H211ZM240 204H241V203H240ZM243 204H244V203H243ZM103 205H104V204H103ZM123 205H124V204H123ZM142 205H143V204H142ZM194 205H195V204H194ZM203 205H204V204H203ZM203 205L200 204V206H203ZM207 205H208V203H207ZM214 205H215V204H214ZM233 205H234V204H233ZM235 205H236V203H235ZM238 205H239V204H238ZM100 206H102V205L100 204ZM105 206H106V205H105ZM117 206H118V205H117ZM120 206H122V205H120ZM140 206H141V205H140ZM95 207H96V206H95ZM103 207H104V206H103ZM110 207H111V206H110ZM141 207H142V206H141ZM149 207H150V206H149ZM195 207H196V206H195ZM195 207H194V208H195ZM207 207H208V206H207ZM209 207H212V205L209 206ZM236 207H237V205H236ZM134 208H135V207H134ZM144 208H145V207H144ZM144 208H143V210H144ZM153 208H154V207H153ZM194 208H193V209H194ZM238 208H239V207H238ZM94 209H95V208H94ZM113 209H114V208H113ZM191 209H192V208H191ZM200 209H202V207H201ZM205 209H206V208H205ZM234 209H235V207L233 208V210H234ZM45 210H46V209H45ZM45 210H44V211H45ZM96 210H97V209H96ZM100 210H102V208H101ZM110 210H111V209H110ZM126 210H127V209H126ZM189 210H190V209H189ZM211 210H212V209H210V211H211ZM53 211H54V210H53ZM122 211H123V210H122ZM186 211H187V209H186ZM197 211H198V210H197ZM200 211H201V210H200ZM203 211H204V210H203ZM236 211H237V210H236ZM238 211H239V210H238ZM238 211H237V212H238ZM20 212H21V211H20ZM47 212H48V211H47ZM113 212H114V211H113ZM115 212H116V211H115ZM146 212H147V211H146ZM150 212H151V211H150ZM239 212H240V211H239ZM241 212H244V211H241ZM44 213H46V211H45ZM97 213H98V212H97ZM148 213H149V212H148ZM207 213H208V211H207ZM213 213H214V212H213ZM21 214H22V212H21ZM94 214H95V213H94ZM100 214H101V212H100ZM125 214H126V213H125ZM146 214H147V213H146ZM183 214H184V213H183ZM186 214H187V213H186ZM210 214H211V212H210ZM238 214H239V213H238ZM241 214H242V213H241ZM45 215H46V214H45ZM108 215H109V214H108ZM116 215H117V214H116ZM118 215H119V214H118ZM155 215H157V214H155ZM208 215H209V214H208ZM208 215H207V216H208ZM212 215H213V214H212ZM215 215H216V214H215ZM243 215H245V214H243ZM105 216H106V215H105ZM105 216H104V217H105ZM122 216H123V215H122ZM125 216H126V215H125ZM147 216H148V215H147ZM151 216H154V214L151 215ZM159 216H160V214H159ZM179 216H180V215H179ZM188 216H189V215H188ZM191 216H193V215H191ZM199 216H201V215H199ZM203 216H204V215H203ZM262 216H263V215H262ZM85 217H86V214H85ZM95 217H96V215H95ZM101 217H102V216H101ZM106 217H107V216H106ZM126 217H127V216H126ZM154 217H155V216H154ZM154 217H153V218H154ZM180 217H181V216H180ZM180 217H179V220H180ZM196 217H197V216H196ZM201 217H202V216H201ZM216 217H217V216H216ZM119 218H120V217H119ZM192 218H193V217H192ZM204 218H205V217H204ZM114 219H115V218H114ZM120 219H121V218H120ZM131 219H132V218H131ZM151 219H152V218H151ZM176 219H177V218H176ZM182 219H184V218H182ZM186 219H187V218H185V220H186ZM198 219H199V218H198ZM202 219H203V218H202ZM209 219H211V218H209ZM209 219H208V220H209ZM47 220L50 221V219H48V218H47ZM100 220H101V219H100ZM128 220H129V219H128ZM187 220H188V219H187ZM199 220H200V219H199ZM215 220L217 221L218 219L215 218ZM215 220H214V221H215ZM252 220H253V219H252ZM255 220H256V219H255ZM115 221H116V220H115ZM131 221H132V220H131ZM205 221H206V220H204V223H205ZM96 222H97V221H96ZM158 222H159V221H158ZM179 222H181V221H179ZM179 222H178V223H179ZM186 222H187V221H186ZM192 222H193V221H192ZM209 222L212 223L211 220H210ZM209 222H208V223H209ZM13 223H14V222H13ZM47 223H49V222H47ZM53 223H54V222H52L51 224H53ZM99 223H100V222H99ZM132 223H133V222H132ZM211 223H210V224H211ZM124 224H125V223H124ZM129 224H130V222H129ZM142 224H143V223H142ZM158 224H159V223H158ZM186 224H187V223H186ZM197 224H199V221H197ZM83 225H84V224H83ZM85 225H86V223H85ZM96 225H97V224H96ZM125 225H127V224H125ZM125 225H121L120 222H119V225H118V226H119V227H118V231H119V229H120V231H121V234L118 232V233L120 234V235L118 234V236H120V237H121L120 240H122V241H120V242H121V246L124 245L123 249H122L121 247H120V248H121L123 251L126 249L125 251H128L127 253H130V256L133 255L132 257H134V254H135L137 251L141 250V249L139 248V246H137V245L135 244L136 242H134V241H136V240H135V238H133V237H135V236L137 235V233L135 234V236L131 237V236L129 235V232H128V230H131V229H128V230H127L126 227H128V226H125ZM171 225H172V224H171ZM174 225H175V224H174ZM194 225H195V224H194ZM202 225H203V224H202ZM212 225H213V223L211 224V226H212ZM13 226H14V224H11L10 227L12 228ZM47 226H48V225H47ZM49 226H50V224H49ZM49 226H48V229H49ZM130 226H131V224H130ZM150 226H151V224H150ZM159 226H160V225H159ZM172 226H173V225H172ZM175 226H177V225H175ZM196 226H197V225H196ZM200 226H201V225H200ZM204 226H205V225H204ZM208 226H209L208 228H206V227H205L206 229L204 228V229L207 231L206 234H208V235H206V236H209L208 238L210 239L211 242H213L215 236H213L214 234H212V231H213L214 229L211 231L212 228L210 229V225H209V224H208ZM213 226H215V225H213ZM53 227H54V226H53ZM95 227H96V226H95ZM147 227H148V226H147ZM154 227H155V226H154ZM154 227H153V229H154ZM156 227H158V225H157ZM164 227H165V226H164ZM164 227H163V229H164ZM197 227H198V226H197ZM13 228H14V227H13ZM46 228H47V227H46ZM81 228H82V226H81ZM83 228H84V227H83ZM85 228H86V227H85ZM101 228H102V227H101ZM128 228H129V227H128ZM131 228H132V227H131ZM182 228H183V227H182ZM14 229H15V228H14ZM140 229H141V228H140ZM158 229H159V228H158ZM166 229H167V228H166ZM166 229H164V230H166ZM253 229H254V228H253ZM11 230H12V229H11ZM49 230H50V229H49ZM49 230H48V231H49ZM51 230H52V229H51ZM51 230H50V231H51ZM53 230H54V229H53ZM53 230H52V231H53ZM183 230L186 231L185 229H183ZM187 230H188V229H187ZM205 230H204V231H205ZM94 231H95V230H94ZM134 231H135V230H134ZM136 231H137V230H136ZM194 231H195V230H194ZM7 232H8V231H7ZM11 232H12V231H11ZM83 232H85V229L83 230ZM98 232H101V231H98ZM140 232H141V231H139V233H140ZM155 232H156V231H155ZM192 232H193V231H192ZM192 232H191V233H192ZM195 232H196V231H195ZM13 233H14V232H13ZM86 233H87V232H85V233H83V234H86ZM166 233H167V232H165V234H166ZM193 233H194V232H193ZM200 233H201V232H200ZM5 234H6V233H5ZM46 234H47V233H46ZM51 234H52V233H51ZM87 234H88V233H87ZM130 234H131V232H130ZM145 234H146V232H145ZM145 234H144V235H145ZM163 234H164V232H163ZM187 234H190V233H187ZM11 235H12V234H10V232H8L5 236H3V235L0 236V252L2 251L3 248H6V247L9 246V242H10V239H11ZM81 235H82V233H81ZM81 235H80V236H81ZM95 235H96V234H95ZM98 235H99V234H98ZM121 235H122V236H121ZM132 235H133V234H132ZM148 235H149V234H148ZM148 235H146V236L144 237V240H145V238H146ZM161 235H162V234H161ZM48 236H49V235H48ZM83 236H84V235H83ZM83 236H81V237H83ZM88 236H89V235H88ZM163 236H164V235H163ZM165 236H166V235H165ZM203 236H204V235H203ZM85 237H87V235H86ZM89 237H90V236H89ZM94 237H95V236H94ZM141 237H143V236H141ZM141 237H139V238L136 237V238H138V239L140 240ZM204 237H205V236H204ZM48 238H49V237H48ZM100 238H101V235H100ZM151 238H152V237H151ZM208 238H207L206 240H208ZM50 239H51V238H49V240H50ZM80 239H81V238H80ZM86 239H87V238H86ZM88 239H89V238H88ZM88 239H87V240H88ZM97 239H98V238H97ZM147 239H149V238H147ZM147 239H146V241H147ZM194 239H195V238H194ZM90 240H92V239L90 238ZM94 240H95V239H94ZM101 240H102V239H101ZM144 240H143V241H144ZM192 240H193V239H192ZM81 241H82V239H81ZM88 241H89V240H88ZM88 241H87V242H88ZM96 241H97V240H96ZM99 241H100V239H99ZM137 241H138V240H137ZM141 241H142V240H141ZM141 241H140V243H141ZM146 241H145L144 243L142 242V244H145ZM193 241H194V240H193ZM79 242H80V241H79ZM87 242L85 241V243H87ZM90 242H91V241H90ZM90 242H89V244H90ZM147 242H148V241H147ZM196 242H197V241H196ZM214 242H215V241H214ZM85 243H84V244H85ZM123 243H124V244H123ZM191 243H192V242H191ZM78 244H79V243H78ZM80 244H82V243H80ZM84 244H83V245H84ZM87 244H88V243H87ZM89 244H88V245H89ZM96 244H98V243H96ZM147 244H148V243H147ZM206 244H207V243H206ZM263 244H264V242H263ZM52 245H53V244H52ZM98 245H99V244H98ZM157 245H158V244H157ZM157 245H156V246H157ZM197 245H198V244H197ZM207 245H209V244H207ZM210 245H211V244H210ZM213 245H214V244H213ZM215 245H216V244H215ZM45 246H46V245H45ZM77 246H79V245H77ZM86 246H87V245H86ZM86 246H84V247L86 248ZM92 246H93V244H92ZM94 246H95V245H94ZM190 246H191V245H190ZM190 246H189V247H190ZM258 246L260 247V245H257V247H258ZM48 247H49V246H48ZM82 247H83V246H82ZM87 247H88V246H87ZM143 247H144V246H143ZM143 247H142V248H143ZM150 247H152V246H150ZM158 247H160V245H159ZM162 247H163V246H162ZM162 247H161V248H162ZM200 247H201V246H200ZM208 247H210V246H208ZM215 247H216V246H215ZM8 248H9V247H8ZM52 248H53V247H52ZM52 248H51V250H52ZM77 248H78V247H77ZM92 248H94V247H92ZM148 248H149V247H148ZM154 248H155V247H154ZM86 249H87L86 251H88V248H86ZM115 249H116V248H115ZM145 249H146V248H145ZM190 249H191V248H190ZM201 249H202V247H201ZM258 249H260V248H258ZM46 250H47V249H46ZM77 250H78V249H77ZM146 250H147V249H146ZM155 250H158V249L155 248ZM196 250H197V249H196ZM198 250H199V247H198ZM208 250H209V249H208ZM215 250H216V249H215ZM256 250H257V249H256ZM260 250H261V249H260ZM78 251H79V250H78ZM81 251H83V250H80V252H81ZM84 251H85V250H84ZM101 251H102V250H101ZM118 251H119V250H118ZM118 251H117V252H118ZM147 251H148V250H147ZM153 251H154V250H153ZM192 251H193V250H191V254H192ZM199 251H200V250H199ZM202 251H203V250H202ZM46 252H47V251H46ZM94 252H95V251H94ZM94 252H93V253H94ZM142 252H144V251H142ZM193 252H194V251H193ZM213 252H215V251H213ZM81 253H82V252H81ZM84 253H85V252H84ZM93 253L91 254V257H92V255H93ZM99 253H100V252H99ZM101 253H102V252H101ZM114 253H115V252H114ZM156 253H157V252H156ZM158 253H159V252H158ZM194 253H195V252H194ZM196 253H198V252H196ZM199 253H200V252H199ZM211 253H212V250H211ZM211 253H210V254H211ZM258 253H260V252L258 251ZM108 254H109V253H108ZM119 254H120V252L118 253V255H119ZM138 254H139V253H138ZM154 254H155V253H154ZM206 254H207V253H206ZM208 254H209V253H208ZM210 254H209V255H210ZM213 254H214V253H213ZM77 255H78V253H77ZM80 255H81V254H80ZM95 255H96V254H95ZM95 255H93V257H94ZM100 255H103V254H100ZM106 255H107V254H106ZM111 255H113V254L111 253ZM126 255H127V254H126ZM126 255H125V256H126ZM135 255H136V254H135ZM148 255H149V254H148ZM150 255H151V254H150ZM150 255H149V256H150ZM152 255H153V254H152ZM192 255H193V254H192ZM192 255H191V257H192ZM194 255H195V254H194ZM197 255H198V254H197ZM214 255H215V254H214ZM221 255H222V254H221ZM258 255L260 256V254H258ZM97 256H99V255L97 254ZM97 256H96V257H97ZM121 256H122V255H121ZM143 256H144V255H143ZM149 256H148V257H149ZM203 256H204V255H203ZM215 256H217V255H215ZM91 257H90V258H91ZM93 257H92V258H93ZM196 257H197V256H196ZM219 257H221V256H219ZM226 257H227V256H226ZM228 257H229V256H228ZM228 257H227V259H228ZM79 258H81V256H80ZM97 258H98V257H97ZM104 258H105V257H104ZM130 258H131V257H129L128 259L131 260V261L133 262V260L130 259ZM141 258H142V257H141ZM205 258H206V257H205ZM213 258H214V257H213ZM213 258H212V259H213ZM260 258H261V256H260ZM263 258H264V257H263ZM109 259H110V258H109ZM128 259H127V260H128ZM138 259H140V258H138ZM208 259H209V258H208ZM208 259H207V260H208ZM212 259H210V260H212ZM218 259H219V258H218ZM223 259H224V258H223ZM232 259H233V258H232ZM232 259L230 258V260H232ZM81 260H82V258H81ZM91 260H92V259H91ZM98 260H99V259H98ZM215 260H216V258H215ZM86 261H87V260H86ZM95 261H96V259H95ZM113 261H114V259H113ZM115 261H116V260H115ZM115 261H114V262H115ZM134 261H135V260H134ZM139 261H141V260H139ZM205 261H206V260H205ZM213 261H214V260H213ZM228 261H229V260H228ZM237 261H238V260H237ZM256 261H259V259L256 260ZM98 262H99V261H98ZM100 262H101V261H100ZM217 262H218V261H217ZM234 262H235V260H234ZM86 263H87V262H86ZM94 263H95V262H94ZM103 263H104V262H103ZM123 263H125V261H124ZM126 263H127V262H126ZM126 263H125V264H126ZM129 263H130V261H129ZM133 263H134V262H133ZM138 263H139V262H138ZM224 263H225V262H224ZM224 263H223V264H224ZM226 263H227V262H226ZM84 264H85V263H84ZM88 264H89V263H88ZM95 264H96V263H95ZM119 264H120V263H119ZM127 264H128V263H127ZM130 264H131V263H130ZM227 264H228V263H227ZM232 264H233V263H232ZM257 264H258V263H257Z\"/></svg>",
	"mask_w": 264,
	"mask_h": 264
}]
</instances>
